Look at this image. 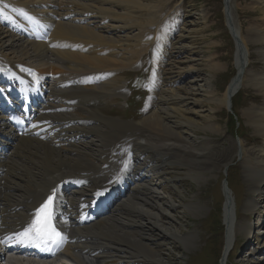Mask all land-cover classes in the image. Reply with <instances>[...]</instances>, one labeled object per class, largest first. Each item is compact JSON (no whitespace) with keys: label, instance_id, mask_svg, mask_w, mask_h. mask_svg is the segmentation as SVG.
I'll list each match as a JSON object with an SVG mask.
<instances>
[{"label":"bare ground","instance_id":"obj_1","mask_svg":"<svg viewBox=\"0 0 264 264\" xmlns=\"http://www.w3.org/2000/svg\"><path fill=\"white\" fill-rule=\"evenodd\" d=\"M137 1L0 0V51L12 59L0 57V64L10 68L20 65V61L24 60H30L33 64H58V71L66 75H58L51 83L50 97L53 98V103L49 110L59 113L48 117L59 124L54 131L55 135H48L49 141L16 137L3 124L5 117L0 116V140L12 141L10 152L0 159V219L5 227L2 234L14 232L18 226L27 224L28 213L62 180L76 178L85 182L82 189L73 192L67 190V186L70 187V182H67L61 188L60 200H57L58 213L67 215L70 205V214L80 215L76 221L66 222L64 226L66 239L69 241L64 254L51 262L18 261L16 258L14 261L18 262L11 263V259L7 264H106L112 257L119 259L118 264H142L140 258L149 260L151 264H167L156 249L149 246L148 231L186 241L189 245L196 244L192 239H197V235L188 233L183 236L160 225L163 212L160 214L162 207L156 204L162 196L158 187L163 184L160 177L167 170L166 162L151 160L144 151L151 149L165 158L166 153L152 147L148 138L153 137L151 133L164 129L168 135L175 137L159 138L183 141V133L179 132L181 127L198 125L194 121L195 117L191 116L192 113L199 119L209 117H205L202 110L197 111L200 109H195L196 107L212 102L232 109L233 99L249 80L261 95L263 104L248 110L250 114L247 117L256 133L264 138V69L258 72L251 70L249 45H260L259 56L264 65V0H252V11H259L262 15L249 24L247 31L244 29L246 35L244 26L234 16L232 0H224L225 16L228 19L226 22L237 43V75L221 97L212 90L211 79H202L197 75L198 70L192 65V61L189 62L190 59L177 60L181 53L193 50L188 44H182L184 34L176 36V20H169L173 17V9L175 10L170 6L173 0H160L159 9L154 14H149L147 20L136 17L135 10L121 8V5L127 7ZM137 5L139 9L146 8L142 2ZM202 19L205 20V17ZM132 20H135L134 26L131 24ZM50 42L53 48H50ZM179 44L180 47H177ZM150 48H155L161 62L157 63L153 71L152 93L145 108L144 119L138 125L106 117L103 112L106 105L117 96H124L119 93L125 86L121 83L123 72L136 70L141 58ZM169 48L178 51L175 54L169 52ZM168 57L170 66L167 65ZM208 66L212 70H218V64L210 63ZM191 76L197 80L188 82L190 88H179ZM156 78H159L162 86L157 85ZM6 80L9 83L8 78ZM69 82V89H64L63 86ZM88 82H91V86H86ZM182 89L185 92L182 93ZM32 95H35L34 90ZM197 96L202 97V101ZM157 101L161 103L157 111L153 112ZM210 112L213 113L214 109H210ZM69 123L72 126L61 129ZM189 141L187 139L183 143L191 145ZM237 152L243 160L246 173L251 176L252 188L259 190L264 185V145L248 153L241 142ZM193 153H200V150L184 151L186 155ZM196 156L195 158L201 157ZM124 158L128 163L125 162L123 166ZM191 159H183L181 164L189 165ZM191 172L194 174V171H190L188 175ZM123 174H127V179L121 189L123 192L118 194L119 191L112 185ZM104 188L114 193L109 198L104 197L106 203L111 204L108 210L112 207L109 217L97 215L98 210L106 203H98L96 197L90 195L96 189ZM225 196L224 219L227 230L222 264L228 263L240 231L244 230L246 235L251 231L249 225H239L236 216L234 217L235 201L232 192L227 191ZM246 205L250 209L257 207L253 198ZM145 206L153 211L160 208V211L152 213L150 209H144ZM192 206L194 205L190 204L187 207L193 208ZM72 207L80 209L74 213ZM194 207L196 217L202 207ZM18 208L21 209L17 210ZM125 212L136 214L138 220L129 219ZM123 213L125 218H121ZM150 218L156 219L158 223L152 222ZM130 224L137 228L130 230ZM123 226L130 228L121 234L117 233L125 229ZM106 232L114 241L122 244L120 247H108L109 253L104 255L101 250L92 246L91 238L97 234L104 237ZM129 245L139 251L131 253L127 249ZM131 258L136 260L130 261Z\"/></svg>","mask_w":264,"mask_h":264},{"label":"rangeland","instance_id":"obj_2","mask_svg":"<svg viewBox=\"0 0 264 264\" xmlns=\"http://www.w3.org/2000/svg\"><path fill=\"white\" fill-rule=\"evenodd\" d=\"M159 1L138 0L127 7L121 5V8L135 10L137 12L136 17L147 20L149 14H154L159 9ZM139 2H142L146 8L139 9L137 5ZM251 4L252 0H232L234 16L242 24V27L244 26L243 30L245 29L246 31L249 24L256 21L262 15L259 11H252ZM170 6L175 8L172 11L173 17L174 15H178V18L176 16L175 20L179 19L177 24L180 31L177 33V37L184 34L185 38L182 44H188L187 46L193 50L190 53H181L180 58L177 60L187 61L190 59L189 62L192 61V65L198 70L197 75L202 79H211L212 90L219 97L223 96L237 74L235 66L236 40L226 22L228 19L225 16V1L173 0ZM173 17L169 20L171 21ZM202 17H205V20ZM131 22L132 26H134L135 20ZM192 22H194L193 26L191 25ZM245 30L244 33L246 35ZM34 31L35 26L33 25V33ZM249 45L251 53L250 63H252L251 70L253 69V72L262 71L264 65L259 56L260 45ZM177 47H180V44ZM150 51L153 54L152 49ZM170 51L175 52L178 50L169 48ZM0 57L11 59L6 53L1 51ZM210 57L212 58L208 60ZM170 62L168 57V66H170ZM210 63L218 64V70H212L213 68L208 66ZM150 64L149 53L146 52L141 58L139 68L123 72L122 78H120L121 83L125 85L124 88L127 89V95L123 94L124 96H117L115 99H111L112 102L106 105L103 111L104 115H107L106 117L127 124L138 123V125L144 119V110L150 95L148 81H150L153 69V66H150ZM20 65L36 68L43 76H47V73L50 72L66 76L58 71V64H33L30 60H24L20 61ZM27 71H30V69ZM142 74H146L147 80H145L144 84L145 77H141L139 80ZM194 80H197V78L191 76L185 79L186 82L183 85L180 84L181 86L179 85L180 87H178H185V90H187L190 88V85H187L188 82ZM47 83L53 82L48 80ZM246 85L233 99L232 109H226L212 102H206L203 106L200 105L195 108L200 109L197 111L202 110L205 117H209L199 119L200 117L192 113L191 116L195 117L194 121L198 125L180 126L181 130L179 132L183 133L182 140L186 141L188 139L189 141L190 139L191 145H186L183 141L176 140L175 138H159L160 136L175 137L168 135L164 129L153 132L151 133L153 137H148L153 144L152 147L163 150L166 153V158L156 150L157 153L151 149L144 152L146 155L148 154L147 157L151 160L158 159L159 163L166 162L165 170H167L160 177L163 184L161 187H158L162 196L156 205L161 206L162 209L156 208L153 211L149 206H145L144 209H150L152 213H157L161 210L160 214L163 212L161 221L163 224L160 222V225L164 229H173L183 236L188 233L197 235V239H192L196 244L189 245L186 241H180L171 236L163 237L160 236L161 233L158 234L152 230L148 231L149 246L155 248L156 252L160 254L161 259L167 264H220L222 254H224L226 234V227L223 224V207L225 203L223 187L225 182L234 197L237 222L242 226L249 225L251 229L248 235L245 234L244 230L240 231V234L237 236L236 247L230 253L228 264H264V185L257 191L255 188H252L253 182L251 176L246 173L243 160L237 152L241 142L248 153L264 145V138L260 133H256L255 127L249 123L250 120L247 117L250 114L248 110L254 106L262 105L263 99L249 80ZM164 86L166 87V84ZM124 88L119 93H122ZM137 89L143 90L146 94L138 93V97L135 98ZM185 90L182 89L181 92L183 93ZM197 99L202 101V97L199 98L197 96ZM159 103L161 101H157L153 112L157 111ZM210 109H214V112H210ZM176 125L179 126L178 123ZM192 148L193 150H200V153L184 154L185 150L193 152ZM196 155H200L201 157L195 158L197 157ZM189 158H192L189 165L181 164L183 159ZM210 158L211 160H209ZM125 162L126 164L128 163L126 158L122 162L123 166ZM226 165H229L227 169ZM190 171H194V174L191 172L192 174L188 175ZM197 174L200 175L196 177ZM250 198H253L256 202L257 207L255 209H250L246 205ZM190 204L202 207L199 214H196V217H194L196 207L192 206L194 210L187 207ZM17 210H20V208ZM125 213L128 214L129 219L138 220L136 214ZM122 215L121 218H125L124 213ZM150 219L152 222L158 223L156 219ZM127 228L130 227L127 226L117 233L121 234L123 231H127ZM135 228L137 227L132 225L130 230H135ZM146 231H142V233ZM105 235L103 237L97 234V236H92L91 238L92 246L97 247L104 255L109 253L108 247L113 245L120 247L122 244L114 241L109 236V233ZM127 249L133 254L139 251V249L130 245L127 246ZM16 258L18 257L11 259L15 260ZM132 259L133 261L136 260V258H131L130 261ZM139 261L142 264H151L149 260H145L144 258H140ZM119 262L117 257H112L106 261V264H118Z\"/></svg>","mask_w":264,"mask_h":264},{"label":"snow or ice","instance_id":"obj_3","mask_svg":"<svg viewBox=\"0 0 264 264\" xmlns=\"http://www.w3.org/2000/svg\"><path fill=\"white\" fill-rule=\"evenodd\" d=\"M27 15L26 13H21ZM55 192L47 198V201L37 210L36 219L24 232L17 235V238H24L34 242L55 243L59 238L64 239L59 232L52 226V208Z\"/></svg>","mask_w":264,"mask_h":264},{"label":"water","instance_id":"obj_4","mask_svg":"<svg viewBox=\"0 0 264 264\" xmlns=\"http://www.w3.org/2000/svg\"><path fill=\"white\" fill-rule=\"evenodd\" d=\"M223 191H224V193H226L228 191L226 182L224 183ZM225 205H226V203H225ZM224 209H225V206H224Z\"/></svg>","mask_w":264,"mask_h":264}]
</instances>
